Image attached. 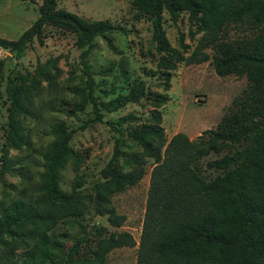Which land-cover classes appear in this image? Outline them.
Returning <instances> with one entry per match:
<instances>
[{
	"label": "trees",
	"instance_id": "obj_1",
	"mask_svg": "<svg viewBox=\"0 0 264 264\" xmlns=\"http://www.w3.org/2000/svg\"><path fill=\"white\" fill-rule=\"evenodd\" d=\"M38 1L36 19L16 39L0 37V49L12 51L18 58L33 39L42 44L45 26L73 34L86 76L84 100L93 106L97 121L102 112L116 111L145 95L143 80L107 100L93 94L85 57L95 37L107 38L113 30L124 31L122 27L108 19L87 20L57 8L56 0ZM130 5L150 22V38L155 52L160 54L156 67L165 74L164 90L168 88L169 70L178 63L207 61L209 55L204 50L211 48L214 73L244 75L250 84L248 93L243 101L233 99L232 110L214 129H204L192 139L182 132L166 139L159 107L168 97L153 93V108L146 121L124 133L139 149L121 153L127 170L118 168L114 159L104 164L100 169L103 183L94 197L81 193L79 183L72 184L69 190L59 187V172L70 156L73 130L61 120L54 122L50 126L53 138L42 152L38 195L0 204V264H103L108 251L134 245L135 264H264V0H130ZM181 11L195 26L191 36L200 35L192 48L180 35L181 50H177L165 37L161 17L165 12L174 22ZM228 31L239 37L228 42ZM2 78L0 59V81ZM32 83L28 73L6 77L7 146L23 143L15 116L27 111L24 101ZM127 118L130 115L118 122ZM243 141L247 143L242 148L205 163L208 168L221 170V174L211 180L202 178L195 164L203 156ZM118 152L114 145L111 157ZM148 158L151 165L138 241L126 231H111L99 237L90 258H80L77 254L83 238H78L65 257L55 259L48 248V232L61 220L82 215L88 204L86 198L109 225L119 227L123 223L125 216L117 213L111 195L136 184L145 173ZM8 170V162L3 159L0 178ZM93 231L101 236L105 228L94 226Z\"/></svg>",
	"mask_w": 264,
	"mask_h": 264
},
{
	"label": "rangeland",
	"instance_id": "obj_2",
	"mask_svg": "<svg viewBox=\"0 0 264 264\" xmlns=\"http://www.w3.org/2000/svg\"><path fill=\"white\" fill-rule=\"evenodd\" d=\"M39 3L38 0H0V37L16 39L38 16ZM56 7L87 20L108 19L124 29L109 32L107 38L95 37L94 46L85 57L94 95L107 100L125 93L137 80L144 81L145 95L116 111L102 112L97 121L93 106L84 100L86 76L79 59L80 50L74 46L73 34L45 26L41 31L42 44L33 39L25 45L18 58L14 52L0 49V59L3 60L0 163L6 159L9 166L0 178V204L17 197L29 200L38 195L42 152L53 138L50 126L56 121H63L68 129L73 130L69 140L71 153L59 172L58 185L69 190L72 184L79 183L81 193L94 197L103 183L100 169L104 164L114 159L118 168L127 170L121 153L139 149V145L124 133L146 121L153 108V93H165L168 97L159 107L166 139L176 132L192 139L204 129H214L232 110L233 99L243 101L248 93L250 84L244 75L218 76L214 73L210 63L211 48L204 50L209 55L207 61L189 65L178 63L169 70L168 88L164 90L165 74L156 67L160 54L155 52L150 38V22L130 5V0H56ZM161 26L168 43L177 50H181L178 44L180 35L190 48L200 35L191 36L195 26L182 11L174 22L163 12ZM237 37L239 35L228 31L225 39L229 42ZM16 72L30 74L33 83L28 89L27 101H24L27 111L15 116L23 143L10 147L5 143L9 108L5 82L7 75ZM125 115H130V118L118 122ZM246 143L228 146L219 153L210 151L195 164V168L204 180H211L222 171L208 168L205 163L230 154ZM114 145L119 152L112 158ZM150 165L151 159L148 158L142 178L111 195V203L117 213L125 216L119 227L109 225L104 215L97 214L90 198H86L88 204L82 215L58 222L48 232V248L54 258L65 257L69 246L78 238H83V241L77 256L90 258L99 237H106L111 231H126L137 242ZM94 226L105 228L101 236H96ZM135 250L136 245L114 248L104 255L103 264H135Z\"/></svg>",
	"mask_w": 264,
	"mask_h": 264
},
{
	"label": "water",
	"instance_id": "obj_3",
	"mask_svg": "<svg viewBox=\"0 0 264 264\" xmlns=\"http://www.w3.org/2000/svg\"><path fill=\"white\" fill-rule=\"evenodd\" d=\"M6 59H9V57H7Z\"/></svg>",
	"mask_w": 264,
	"mask_h": 264
}]
</instances>
